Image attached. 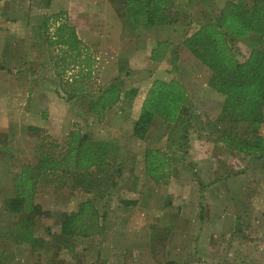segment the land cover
Here are the masks:
<instances>
[{
    "label": "rangeland",
    "instance_id": "rangeland-1",
    "mask_svg": "<svg viewBox=\"0 0 264 264\" xmlns=\"http://www.w3.org/2000/svg\"><path fill=\"white\" fill-rule=\"evenodd\" d=\"M59 1L0 0V10L11 3H30L33 28L28 60L30 73L20 67L26 66L27 60L0 63V70L8 75L3 79L4 85L9 82L10 74L16 76L17 69L19 73L16 90H13L15 95L5 88L1 93L2 121L10 122L19 136L28 132L26 149L21 146L27 154L22 156L23 159H12L11 167L18 168L21 163L32 165L36 161L39 144L36 139L30 141L27 120L31 95H40L41 107L51 108L56 114L63 113L66 106L70 109V124L76 122L73 114L76 97L73 88L78 71L76 59L73 52H66V48L51 45L55 41L57 25L66 20L61 16L59 22H54V15L60 13ZM127 1L116 0L123 8ZM236 1L192 0V11L187 13L190 25L199 27L209 22L219 12L218 4ZM87 2L98 4L105 0ZM50 7L56 12L50 14ZM129 25L132 26L131 33H139L143 24ZM260 42L264 49V37ZM252 46V40L238 39L235 47L239 59L245 57ZM182 51L179 44L173 53L179 54L177 65L171 68L170 60L169 68L164 71L168 75L171 72L176 77L179 75L184 85L198 96L195 105L185 108L187 117L184 121L169 124L155 118L145 136H130L133 139L128 150H132L133 155L126 154L128 150L118 148L117 144H111L108 166L85 174V181L74 190L63 187L53 191V186L39 188L34 203L38 202L50 216L30 221L26 215H8L0 219V227L17 221L20 231L24 226L29 227L45 246H38L30 256L27 251L19 250L18 260L12 263L0 261V264H264V159L245 158L222 143L223 135L228 133L241 139H263L264 125L257 128L244 123L221 124L217 119L223 98L208 90L209 71L191 55L180 59ZM137 62L141 65L138 72H146L147 60L143 58ZM124 64L123 60L118 61L116 80L121 91L127 89L123 104L130 106L134 97L129 91L135 83L146 86L152 81V74L137 73L128 77L130 70ZM93 88L86 93V98L97 97L99 87ZM126 122L123 124L124 141L120 142L125 146L130 138ZM71 132L73 130L68 131V137ZM51 144L48 142V151L55 155L60 150ZM148 148H157L169 155L172 172L167 181L156 183L146 177L144 152ZM0 165L2 169L10 167L9 162ZM4 180L0 178V184H4ZM8 193L6 187L0 189V195L5 198L0 203V210L6 212ZM86 200L92 202L100 216L105 214L106 217L100 221L99 234L87 238L72 237L69 244L73 247L69 251L59 233L58 222L63 213L77 211ZM201 210L203 220L199 218Z\"/></svg>",
    "mask_w": 264,
    "mask_h": 264
},
{
    "label": "trees",
    "instance_id": "trees-1",
    "mask_svg": "<svg viewBox=\"0 0 264 264\" xmlns=\"http://www.w3.org/2000/svg\"><path fill=\"white\" fill-rule=\"evenodd\" d=\"M175 1L128 0L125 4L127 21L133 25L141 23L146 28L157 25L175 26L178 22ZM61 16L63 13L54 15V22H59ZM44 24H47V20ZM263 37L264 0H237L225 3L224 8L212 20L183 39L182 46L209 71L208 86L223 96L217 119L219 122L231 125L244 123L257 128L264 125V49L259 45ZM54 38L51 45L62 46L66 48V52H73L79 44L74 28L65 23L57 25ZM245 38L252 40L253 46L245 57L239 59L235 43L238 39ZM167 46V43H158L150 59L159 62ZM172 64L175 65L174 60ZM121 94L117 80L100 88L97 98L88 105L89 112L100 115L117 104L121 100ZM185 101L186 92L178 82L153 81L133 125L132 136H145L155 118L169 124L183 122L187 117ZM222 143L228 144L245 158L264 159V138L241 139L228 133L223 135ZM63 147L60 154H40L34 164L21 167L20 172L12 178L14 196L6 201L9 212L18 216L26 215L30 221L33 218H48L50 214L34 203V196L39 188L53 186V191L63 187L74 190L85 181V174L108 166L111 151L108 143L71 132ZM171 172L172 161L167 153L157 148L145 150L144 173L147 178L156 183L165 182L170 178ZM105 217V214L99 215L90 200L82 202L75 212L63 213L58 222L59 233L66 241L69 251L73 247L69 244L72 237L87 238L99 234L102 229L100 221ZM199 218L203 220V210L200 211ZM32 233L29 227L24 226L18 236L34 249L43 246L44 241L33 238Z\"/></svg>",
    "mask_w": 264,
    "mask_h": 264
},
{
    "label": "crops",
    "instance_id": "crops-1",
    "mask_svg": "<svg viewBox=\"0 0 264 264\" xmlns=\"http://www.w3.org/2000/svg\"><path fill=\"white\" fill-rule=\"evenodd\" d=\"M87 1L60 0L58 9V12L63 13V17L66 18L64 23L74 28L79 42L73 51L78 70L75 75V88H73V93L76 94L73 105L75 110L73 114L75 115L76 122L75 125L70 124L68 120V111L70 109H67L66 106H64L65 111L63 110V113L56 114L51 108L41 107L39 101L40 95H31L30 115L27 114V120L28 128H30L29 139L30 141L36 139L39 144L36 157L40 154L50 153L48 151V142L52 143V147L54 146L60 150L58 153L54 152L55 154L62 153L64 149L63 145L68 139L67 133L72 130L81 135H88L92 140L102 141L110 145L117 144L118 148L128 150L129 142L133 139L130 137L132 135V126L138 119L145 95L155 80L178 82L186 92V101L184 103L186 108L190 105H195L199 101L196 93L190 91L184 85V82L178 78L179 75L176 77L172 74L174 72L168 75L164 71L169 68L168 63L170 60H174L176 64V58L179 54L176 56L173 53L178 49L179 44L183 49L180 59L191 55L182 46V41L198 28L193 26V23L190 25L191 22L187 18L189 12L192 11V0L175 1L174 8L178 12V22L175 26L157 25L146 28L142 25V30L139 33H131L132 26L127 21L126 9L119 5L121 3H117L116 0H105V3L98 4L88 3ZM224 4L225 2L220 4V6L218 4V11L224 7ZM48 11L50 14L56 12L51 7ZM0 20V63L5 61V64H7L10 61L11 64L16 61L27 60L26 66L21 64L22 66L20 67L27 70V73H30V63L28 60H30L31 33L33 29L32 23H30V3H11L8 6H2ZM195 21L197 22V20ZM181 30H184V32L181 33ZM160 42L167 43L168 46L161 60L154 62L150 59V56ZM143 58L147 60L146 72L142 70L144 73H139L137 69H140L141 65L137 60L140 61ZM119 60H123L125 63L124 67L130 70L128 71V77L137 73L140 75L152 74V81H149L144 87L142 84L138 85L135 83L133 90L128 89L134 97L130 106H124L123 104L127 92V89L123 88L121 100L117 104L107 108L100 115L89 112V103L97 97L86 98V93L89 90L93 91V87L98 86L99 90L113 83L119 75ZM174 66L171 68H175ZM18 74L17 69L16 76L10 74L11 78L9 82L4 85L3 79L4 77L8 78V75H4V71L0 70V102L2 100L1 93L4 91V88L6 91H11L10 94L12 96L15 95L13 94V90H16L14 87L17 84ZM93 76L98 78L95 79ZM210 89L208 86V90ZM211 90L210 92L213 91ZM30 92H32L31 88ZM221 97L223 98V96ZM199 99H201V96H199ZM1 112L0 108V164L5 163L8 165L9 162L10 167L6 166L2 169V165H0V178L5 179L4 184H0V189L2 190L3 187H6V190L9 191L6 196L7 199H10L14 196L12 178L20 172L21 167L24 165V163H21L18 168L11 167L10 161L12 159L19 160L20 157L26 156L27 151L25 149L28 140L26 135L28 136V132L21 136L15 134L14 126L7 120L6 122L2 121L4 118ZM125 121L128 124L126 131L128 137H130L126 146L120 144L121 141H124L123 129L125 128L123 124ZM221 124L225 123L221 122ZM72 126H74V129H72ZM37 133L40 135H37ZM21 146H24L25 149ZM131 151L128 150L126 154H131ZM31 154H34V152ZM262 169L264 170V164ZM35 197L34 199H36ZM4 200L3 195H0L1 204ZM35 204L39 205L38 202H35ZM8 215L17 217L16 214L0 210V219ZM16 224L17 221L12 224L8 223L5 227H0L1 262L7 261L12 263L18 260L19 250L27 251L29 256L33 253L34 248L31 244L21 241L19 237L21 234ZM32 235L33 238H38L33 233ZM44 246L45 244L42 247Z\"/></svg>",
    "mask_w": 264,
    "mask_h": 264
}]
</instances>
